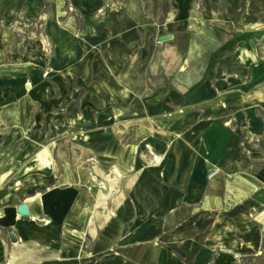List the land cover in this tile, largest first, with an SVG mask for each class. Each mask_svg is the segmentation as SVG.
<instances>
[{
    "label": "crops",
    "instance_id": "obj_1",
    "mask_svg": "<svg viewBox=\"0 0 264 264\" xmlns=\"http://www.w3.org/2000/svg\"><path fill=\"white\" fill-rule=\"evenodd\" d=\"M192 1L0 0L1 65L45 80L42 41L15 26L44 20L58 85L34 92L49 124H0V264L256 255L234 231L264 237V0Z\"/></svg>",
    "mask_w": 264,
    "mask_h": 264
},
{
    "label": "rangeland",
    "instance_id": "obj_2",
    "mask_svg": "<svg viewBox=\"0 0 264 264\" xmlns=\"http://www.w3.org/2000/svg\"><path fill=\"white\" fill-rule=\"evenodd\" d=\"M195 1L197 0L192 1L191 6H193ZM118 2L119 0H113V3L117 6H118ZM100 14H102V11H98L96 16ZM77 19L79 22V29H83L84 28L83 18L78 17ZM96 20L97 17L94 19V21ZM43 24H44V20H31V21L19 20L15 26L18 28L19 35L26 38L27 43L35 40L42 41L41 43L42 47L40 49L37 47L36 49H37V53L39 54L38 57H40V59L43 60L45 63L44 64L45 70L43 72V77H45V80H39L40 77L37 76V73H35L34 75L33 70L26 71L24 78L17 77V75L20 74V72L16 69L18 68V65L10 64L7 66L3 64L2 66L1 65L2 58L0 53V124H49L51 114L47 112L46 113L39 112V108L37 107L39 104L36 105L37 98L34 94L36 90H40V87L44 89L43 91H47V92H49L50 89H58L57 83H55L54 80H50L49 78V70L51 69L50 62L54 56V46L52 41L45 36L43 32L44 29ZM78 35H82L81 32H79ZM9 68L12 71H10V73H7L9 72ZM41 78H42V74H41ZM19 89L25 91L26 101L24 107H20V109H17L14 101L18 99L17 96ZM7 90L9 91L10 102L9 104L5 103L2 106V101L3 100L5 101V99L7 98L5 96L6 95L5 92ZM8 106L9 108L7 109L6 107ZM7 114H9L10 117V120L8 121L5 119ZM62 117L63 120L69 119V112L67 113L63 112ZM29 134L30 132L27 131V135ZM244 137L245 136L243 135L242 137L243 142L246 143L245 146L247 148L249 149L251 148V155H252V152L256 150L257 147L255 145L256 139H253L252 142H249L246 141ZM241 148H242V153L245 152L246 148L243 147ZM251 155H247V156H251ZM38 163L39 164L42 163L41 160H39ZM218 174H220L219 171L211 179H209V175H208V179L212 180ZM224 186H225V178H221V180L219 181V187L224 188ZM219 212H221L224 216L226 214L225 209L219 210ZM234 213L238 214V211H235ZM239 217L240 215L238 216L237 220H239ZM221 227L225 228V219H223V224L221 225ZM234 228L235 230H237V226H235ZM244 229L246 231L245 233H242L241 231H234V236L236 239L242 237H247L249 239L245 243H239L238 247L241 250L253 251L255 252L256 255L252 254V255H242L239 257H235L236 261H239V263L241 264H264V237L258 243L257 241L254 242L252 240V238L255 237V231L258 230V227L252 218L249 219V225L244 226Z\"/></svg>",
    "mask_w": 264,
    "mask_h": 264
},
{
    "label": "water",
    "instance_id": "obj_3",
    "mask_svg": "<svg viewBox=\"0 0 264 264\" xmlns=\"http://www.w3.org/2000/svg\"><path fill=\"white\" fill-rule=\"evenodd\" d=\"M172 38H173L172 35H164V36H161V37L158 39V41H159V42H165V41L171 40ZM18 212H19V214H20L21 216H23V217H27V216H29V209H28L27 204H22V205L18 208ZM11 238H12V241H13V242L16 241V239H15L13 236H11Z\"/></svg>",
    "mask_w": 264,
    "mask_h": 264
},
{
    "label": "built area",
    "instance_id": "obj_4",
    "mask_svg": "<svg viewBox=\"0 0 264 264\" xmlns=\"http://www.w3.org/2000/svg\"><path fill=\"white\" fill-rule=\"evenodd\" d=\"M48 166H51V165H48ZM217 173H218V170L211 171L210 174H209V179L213 178Z\"/></svg>",
    "mask_w": 264,
    "mask_h": 264
},
{
    "label": "bare ground",
    "instance_id": "obj_5",
    "mask_svg": "<svg viewBox=\"0 0 264 264\" xmlns=\"http://www.w3.org/2000/svg\"><path fill=\"white\" fill-rule=\"evenodd\" d=\"M31 84V83H30ZM40 159H41V162L43 163V165L46 166V162H47V158L46 157H43V156H40Z\"/></svg>",
    "mask_w": 264,
    "mask_h": 264
}]
</instances>
